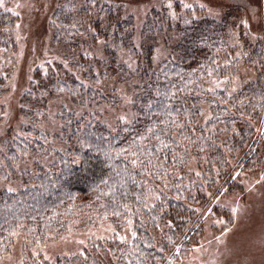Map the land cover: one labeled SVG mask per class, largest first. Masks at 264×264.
<instances>
[{
	"label": "trees",
	"instance_id": "16d2710c",
	"mask_svg": "<svg viewBox=\"0 0 264 264\" xmlns=\"http://www.w3.org/2000/svg\"><path fill=\"white\" fill-rule=\"evenodd\" d=\"M76 4L65 0L55 11L54 42L72 49L90 38H105L106 55L89 60L84 53L66 52L72 67L66 74L60 68L58 73L36 72L21 98L24 121L17 131L10 128L0 135L3 179L14 176L15 164L54 154L47 166L38 162L30 173L17 175L26 182L21 190H0V256L17 234L36 242L103 223L121 231L132 219L131 241L100 240L75 255L50 262L34 257L19 264H172L190 252L202 233L199 209L214 194L240 187L232 178L234 165L244 170L262 163L261 44L252 54L260 66L256 80L232 94L226 86L210 91L206 81L223 73L221 61L228 55L230 13L220 20L189 16L179 24V42L168 58L154 63L159 34L171 30L165 14L151 12L139 49L134 18L125 16L119 4L87 0L93 7L89 17V7ZM15 20V14L0 11V42L8 44L7 31ZM120 48L137 56L136 70L120 60ZM134 78L139 82L133 83ZM5 79L0 80V95ZM121 80L137 89L132 122L111 129L96 114L79 117L64 111L63 125L52 134L56 143H48L39 125L51 97L68 92L79 105L118 104V86L111 81ZM2 110L0 106V121ZM208 110L210 117L204 120Z\"/></svg>",
	"mask_w": 264,
	"mask_h": 264
},
{
	"label": "rangeland",
	"instance_id": "374dc122",
	"mask_svg": "<svg viewBox=\"0 0 264 264\" xmlns=\"http://www.w3.org/2000/svg\"><path fill=\"white\" fill-rule=\"evenodd\" d=\"M87 0H76L81 8ZM108 4H119L122 13L132 15L136 31L135 43L140 48L142 28L153 10L168 17L171 30L159 34L154 50V63L168 58L172 45L179 42V24L185 23L191 15H207L220 20L230 13L231 25L228 28V55L221 61L224 70L219 77H209L206 87L210 91L228 87L229 93L238 92L240 88L258 77L259 63L252 54L257 44H261L264 54V0H103ZM65 0H0V11L6 10L16 15L13 28L8 30L11 39L8 44L0 42V80L4 77L3 93L0 106L3 117L0 121V135L6 136L24 121L20 112L22 96L31 88L36 72H61L70 70V59L66 52L82 54L89 60L103 59L105 38L88 39L82 47H63L53 40L52 18ZM86 7H89L86 5ZM89 7L87 17L93 11ZM162 16V17H163ZM88 20L86 19L85 23ZM92 30V28H91ZM6 41V39L4 40ZM118 55L128 68L136 70L138 58L127 50L120 48ZM96 71V70H95ZM97 72V71H96ZM133 83L139 82L136 78ZM117 84L116 94L120 95L118 104L108 101H96L79 105L67 93L51 97L46 106L47 115L40 122V128L48 134L50 144L56 141L52 134L63 125L62 113L72 111L77 116L96 114L97 119L111 129L120 122H132L136 115L132 106L137 89L125 80L111 81ZM208 109V107H206ZM204 120L210 113L204 114ZM264 120L259 133L263 139ZM2 144L0 142V150ZM36 160V159H35ZM54 154L49 152L38 157V162L48 165L53 162ZM38 162L33 158L15 164L14 176L6 179L0 177V190L18 191L26 182L20 175L27 170L30 173ZM196 166H192L195 168ZM232 178L240 184L237 190L214 194L209 204L199 209L203 221L202 233L191 247L190 252L177 257L172 264H264V153L258 167L242 170L234 165ZM152 199L156 197L153 193ZM131 221V223H129ZM132 219L121 231L114 224L103 223L97 227L69 231L59 237H50L44 241L32 242L24 235L13 237L10 250L0 256V264H19L27 259L39 257L48 262L59 257L71 256L84 252V248L100 240L123 237L122 242L131 241L134 235Z\"/></svg>",
	"mask_w": 264,
	"mask_h": 264
},
{
	"label": "snow or ice",
	"instance_id": "6c2138e0",
	"mask_svg": "<svg viewBox=\"0 0 264 264\" xmlns=\"http://www.w3.org/2000/svg\"><path fill=\"white\" fill-rule=\"evenodd\" d=\"M209 75H211V72H209ZM262 131H264V130H262ZM157 139H159V137H157ZM165 147H167V145H165ZM197 175H199V173H197ZM117 215H118V213H117ZM129 223H131V221H129ZM169 226H171V222H169ZM120 239H121L122 241L124 240L123 237H121Z\"/></svg>",
	"mask_w": 264,
	"mask_h": 264
}]
</instances>
